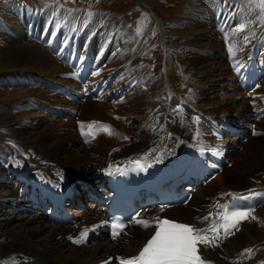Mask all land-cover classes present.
I'll use <instances>...</instances> for the list:
<instances>
[{
    "label": "bare ground",
    "instance_id": "1",
    "mask_svg": "<svg viewBox=\"0 0 264 264\" xmlns=\"http://www.w3.org/2000/svg\"><path fill=\"white\" fill-rule=\"evenodd\" d=\"M137 1L139 4L145 6L150 10V15L153 16V18L151 19L154 20L158 19L157 21H159L160 23L159 27L161 30L160 38L162 40V48L158 49L157 52L155 51L156 52L155 57L157 58L158 68L162 67V70L164 71V73H166L167 77L166 78L160 77V79L153 84L155 86L153 85L151 86L150 94L148 95L146 93V95L151 97L155 95L157 92L158 93L161 92L160 96L163 99V102H160L161 104L160 108L162 112H160L161 115H155L152 112H149L143 118L144 120L143 122L151 121L152 124L156 127L157 133L154 135V137L156 136V138L149 140L143 138L144 136L141 135V139H139L138 141H134V143L132 144V140L129 139H133L135 137V135L133 134L136 132L133 131L134 133L130 135L127 134L128 135L127 138L129 139L126 142L130 143V148H128L125 152H121L119 151L120 146L111 147L112 145L109 144V141L110 142L112 141L104 140V136H100V137L97 136L99 137V138L96 137L97 139L94 137L93 139H96V141L101 139L102 141L106 142L105 144L108 145L107 150L111 147L109 149L110 153L108 154V156H97L94 159L91 158L89 153L87 151H84L83 149V146H87L85 144L92 142L93 139H91L89 142L81 143L80 140L78 139L79 136L77 137L74 131L67 132L65 130L63 135L59 134L61 129H65L64 126L66 127L70 126V123L67 124L64 122L57 121V124L54 123V125L52 126L48 125L50 127L46 126L47 129L43 128L41 124V120L49 119L50 115H52L50 117L56 116V118H58L59 115L55 114L56 112L61 113L63 117L73 114L74 109L67 108L61 105L65 104V106H69V107L71 106L77 108V106L74 103L77 104L85 99H88V97L83 96L82 93H80L79 96H77L75 93L74 96L71 97H67L60 93H55L65 97L67 99L65 100L58 95H50V91L54 92L52 91L53 89L50 85H44V86L42 85L43 87L42 86L41 87L43 89L39 88L40 86L38 81L40 78H42V79H48L47 82H61V81L66 82L69 76V72L71 73L70 77L71 75L75 74V71L73 70V66L76 65V63L69 64L60 61L57 58V56L53 55V53L52 54L50 53L49 51L50 48L51 49L52 48L56 49V47L63 48L62 51L65 50V53L63 55L69 53V55L76 56L77 62L82 60V57L86 55V69L89 66H91V68L93 69L92 72L91 70L88 72L89 78L87 79L86 82H90L93 80L97 82L99 79H101V86L104 91L103 94L113 95V96L110 100H108L107 97L98 100L111 103L110 108L112 110L107 106L109 108L110 116L112 111L116 116L119 117V120H122L123 119L122 115L114 112L113 103H115V101L120 98H122L123 100V97L127 96L125 95V93L127 94L128 91L132 89V87L129 85L128 86L120 85V84L117 85L116 78L120 70H122L123 67H125L126 65L125 62L129 59L128 57L130 55L129 53L132 54L137 50L135 46L129 44L130 40H127V38L129 39V37H135V36L133 35L132 32H130L127 29L123 21L119 19L111 20V18H106L109 21L107 20L106 22L104 21L105 24H108L111 20L114 21L113 24L116 23L119 25L109 27L110 33L107 34V38H106L107 45L104 46L105 47L104 53L109 47L112 50L113 46H115V49L116 48L119 49L116 52H120V53H116L115 56H111V54H106L101 56L100 54H98L97 51V53L94 55V53L90 50L94 44H97V39L95 35H93L92 40L89 38L91 40L90 42L84 43L85 48L82 49L80 45L83 44L86 37H80L79 32L73 30H71V32L74 33V38L72 39L70 45H68V48H64L63 46H61V38H60L61 27H59L58 36L54 35L55 32L52 31L53 27L52 26L50 27L51 25L50 23L56 21L53 16L51 15L49 16V14L53 12L50 10L51 9L50 7H48V9H43L44 7L41 8L38 6H30V5H28V7H22L21 3H18V1H11V2L4 1L0 3V58L4 56V54H1L2 47L4 45L6 47L7 46L10 47V48L7 47L10 53L6 55L4 58L5 60L2 63H0V95H2V97L0 98V119H2L0 120V135L2 136L12 135L17 139V143L19 144L20 147L30 146V148H32L37 153V155L41 154L43 155L44 159H47V163L45 162L46 165L49 164V160L55 162L57 160L59 161L60 154H65L73 158V159L72 158L62 159L61 162L65 165H72L80 162L79 164L86 169H90L92 167V169L89 171L81 172L76 176L70 175L69 177L64 174L60 175L59 173H64L62 171L63 169L60 170V168H58L53 164H50V167H52L51 169H54L51 170L53 171V173L48 172L49 167H47L46 165L36 164V160L39 159H34L35 161H29V163L22 164L19 166L16 165L15 163V167L17 166V168H14L11 165L10 166L6 165V163L8 164L9 161L8 159L6 161L4 160V158L6 157L2 152L4 150L3 147L4 140H2L3 137L2 138L0 137V149H1L0 151V159H1L0 161V262L5 261L13 264H115L113 261L114 257H117V260H121V259L123 260L129 257L130 255H132L137 250L138 246L143 242V240L150 234L153 228V226L150 224H148V226L145 227L140 224L130 223V225L124 232H121L120 235L115 240H111L107 236H104V228L101 226L102 224L100 222H97L102 219L104 210H103V205L95 200L87 202L86 207L83 209L69 208L70 210L73 211L72 224L52 225L48 223V221L45 218V215L40 210L33 212V207L31 206V203L28 201V199L25 198V195L24 194L20 195V192L17 189H15L14 185L16 181L15 179H10V178L13 177V175L11 174L16 173L17 169L20 170L19 171L20 173L18 174L32 178H47V180L52 184L56 183L57 188L54 191L68 190L69 189L68 186L73 185L78 189V193L75 194V197H78L79 200H81V198L83 199V197L86 196V190L84 187H81V183L77 182L76 180L81 179L86 182L87 188H94L95 190H97L94 181L98 180L99 177L97 176L96 179L93 180V175L98 170H103L105 167L106 168L103 172L104 174H106L108 169L114 164L115 159H120L122 161L135 160L134 163L136 164L142 163L143 165H147V164H151L152 166L159 165L162 168L167 169V173L170 174L171 172H173V169L180 171L189 170L187 166V161L192 151L200 152V153H203L205 151V154L213 158L216 156L214 153L219 152L220 153L219 156H221L223 159L224 157L223 151L226 152V156L228 155L227 157L229 158L230 152L227 153L228 152L227 144L231 145L234 149L243 146L242 143L243 135L239 134L240 132H236L232 134L233 136L231 135L232 137L230 136L228 140L230 142H228L227 140H226L227 142L223 141L225 140L224 138L229 137L227 136L228 134H225V132H223L222 134L224 136L219 135L220 131L225 130L224 127L223 129L216 131L210 129L209 126L205 123V121L201 120V118L208 116L210 121L213 122L217 127L218 123L215 120L214 116L209 115L203 112L202 110H201V113H203L202 117H200L201 115L198 114L193 116L194 105L191 107L188 105V103H182L179 106L178 111L182 113L185 112L184 117H187V115H189L190 118L189 120L187 119L188 121H191L190 119L194 117L199 124L201 125L204 124L206 130L202 131L201 128L199 129L198 127H195L196 125L195 122L193 124V127H195L193 130L194 132H190V137L188 134L181 140V142L179 141L180 142L179 144H174L173 146L171 145L173 139L175 138V135L177 134V132H179V129L182 126L181 125L178 126L177 124L172 122L171 120H173V116L168 114V112L170 109H174L175 107H177L178 102H175L173 97H175L176 92H180L183 89H181V86L179 88L176 85H173L175 80L173 77L172 69H175L173 67H175L176 60L173 61L170 59L169 56L171 55L168 54L169 52H174L176 56L177 54H179L178 58L176 56L173 58H177L178 59L177 61L181 63L184 73L187 74L189 73L195 79L197 80L200 79V81L202 80L200 84L197 82V84L196 85L194 84V86L190 85L196 87L197 90L194 89V92H199V94L201 92V94L204 95L205 99L202 98L200 100L201 106L204 105L205 107H209L210 105V107H213L212 105L219 104L218 100L215 98L219 90L216 89L211 90L210 87H212V85L216 83V81L220 80L217 86H219L218 88L220 89L221 87H223V89L224 88L229 89V92H227L228 93L227 98L230 99V101L227 100H225L224 102L221 101L219 106L220 107L225 106L226 108H230L231 106H234L233 107L234 109H232L234 110L233 113L241 121L236 122L232 120V118H228V119L225 118V119L231 124L234 123L233 125H235L236 128L239 129H242L241 125H244L246 120L247 122L249 120L258 121L255 122L253 126L257 128L258 131L264 132V129H262L263 128L262 126L264 125V122L261 121L262 118L259 119V116L256 118L257 112L260 113L264 109L263 108L264 94H259V95L257 94V92H260L259 90H257L258 89L257 85L260 88L263 87L264 89V84H263L264 64H262L263 62L260 60L261 53H259V49H260L259 46L263 48L262 52L264 50V37L263 36L258 37V39L262 37L261 40L262 43L259 44L257 40V44L253 45L252 43L249 49L248 56H250L251 54L253 56V63L250 65V68L252 67V65H254L256 66L255 67L256 70L262 69L261 72L263 73L259 74L257 85H255L250 92L246 93L245 90L241 89L235 83L236 82L235 77L231 73V69H229L230 67L227 61V53L225 52L226 46L223 43L224 50L221 51L222 41L217 39V36L219 35V30H218L219 27L217 26L218 28L216 30L214 25L216 16H218L219 18L217 22L221 21L222 24L226 23L225 27L228 26L232 21L234 22L239 19V16H237V14L240 13V18L244 17L245 14H247L245 8L241 4L239 5L235 4L234 7L233 4H230L227 1L225 2L224 0H208L210 2H206L205 0H195L191 3V6L189 7L192 9V14L193 12H196L197 15L196 17L195 16L192 17V15H187V14L186 16L176 15L169 21V24L168 23L164 24V21H162L163 20L162 15L164 11L161 6L157 5L154 8H152L148 5L146 0H137ZM213 8L216 9V11H214ZM55 11L56 10H54V13H56ZM197 13H202L203 17L202 18L198 17L200 15H198ZM248 13L250 16H252V14L255 13V18L259 21L260 24L261 21H264V13L259 12L260 14H256V12L252 11L251 9L250 12ZM85 16L88 15L85 14ZM62 17L64 18L63 15ZM159 17H161V19H159ZM235 18L236 20H234ZM226 19L228 20L227 22ZM92 20L93 19L90 18L87 19L88 26L91 25ZM68 28L69 27H66V29ZM50 32L53 35V37L51 38L49 36ZM227 33H228L227 40L229 42V45H231L233 52L235 53V55L232 56V59H236L238 56L237 54H243V53H241V50L236 45L232 44L231 40L229 39L230 36H229L228 28H227ZM62 34H66L70 36L72 33L68 34L63 32ZM100 34L101 32H98L97 37L100 36ZM119 34L122 38V40H120L122 43V44L120 43L121 45L118 43V39H117ZM26 37L31 39V40L29 39L30 41L28 42L29 46L24 45L27 40L23 43ZM35 40L44 43L43 45L47 48V50L45 49V47H41L40 45L36 44ZM116 42L118 45H116ZM135 43L136 41L133 42V44ZM169 46L172 47L170 50H169ZM185 46H189L193 50L200 49L205 53V55L199 56L197 53L189 51L187 48H185ZM126 52L129 54L128 56ZM58 54L61 55L62 53L59 52ZM222 55L224 56V58ZM129 61L130 63L133 61L135 62L136 54H134L133 59H130L127 62ZM104 63H110L112 66H116V67L108 68L106 71H104V65H103ZM63 64L67 66V68L64 67ZM100 65H101V73L99 75H101V77L99 78L93 77L92 73L96 72V70L97 71L100 70ZM261 65H263V67H260ZM176 70L177 69H175V71ZM178 70L180 69L178 68ZM64 71L68 73H64ZM11 72H13L14 74ZM122 72H120L119 76H122ZM136 72L137 70L135 68V71H133L132 73L130 74L128 72L127 73L133 79L132 76ZM10 73L13 75H11ZM175 73L176 72H174V74ZM15 75L23 77L22 79L24 81L27 82L29 81L31 83L27 84L22 79H20V77L17 78ZM28 75L32 77H29ZM139 77L141 78L142 76L139 75ZM9 79H13V80L9 81ZM73 80L75 81V79ZM33 81L34 84H32ZM121 81L122 78L120 82ZM170 81L172 82V85H170L171 84ZM128 82H125L124 84ZM144 83L147 84L146 81ZM87 84H85L84 87ZM190 86H188V88H190ZM182 87H184V85ZM237 87H239V90H237ZM207 90L208 92H210V95L206 94ZM118 93H120V95H118ZM131 93H128V96L129 94L130 96L128 97L127 103L125 102L126 104H121L119 105V107L122 111L124 110L125 114L129 115L132 118H134V116L141 117L143 115V110L145 108L151 107V105L149 104L151 101L149 102V99L147 97L142 96L143 94L140 90H137L136 92L134 90V93L133 94ZM246 95L250 97V100L249 99L246 100L247 102L245 100H241L240 102L233 101L235 97H239V96L245 97ZM35 96L42 98L41 100L52 99L55 103L60 104L62 109L55 108L49 105L48 107L32 106L33 109H31L29 107L31 105L30 103L37 102L36 100H34ZM259 99H261L262 101L259 102ZM92 100H96V99H92ZM256 101H258V104L254 105V102ZM251 102L253 103L251 104ZM24 103L27 104L26 105L27 110H20V109H24L25 107ZM38 103H40V101ZM153 107L154 105L152 106V108ZM88 110L86 111V114H90ZM2 112H4L5 114H3ZM182 113H179V115L180 114L182 115ZM163 114H165V116H163ZM176 114L178 115L177 112ZM262 115H264V111L262 112ZM254 118L256 119L254 120ZM125 119L126 118H124V120ZM104 120H108V119L104 118ZM244 120L245 122H243ZM3 121L4 123H2ZM80 121H82L83 123L86 122V120L83 119H79V123ZM135 122H137L138 125V121ZM106 124H108V122ZM145 124L143 126L145 129L143 130H146ZM105 126L107 127V125ZM116 129L117 128H115V126L112 123L111 126H108L110 135H113ZM154 131L155 129H153V132ZM127 132H129V129ZM147 132L150 133L151 131L147 130ZM67 133H69L70 135L68 136ZM136 135H138V133ZM196 135H198L202 140V146L199 149H196L194 147L192 149L190 148L182 149L184 146L188 145L186 142L193 140L196 137ZM247 135L248 137L251 136L249 135V133ZM60 137L62 141L68 139L67 142H69L72 145L70 146L61 145L57 140ZM127 147L129 146L126 145V148ZM247 147L248 146L246 145L243 147L242 153L239 155V158L236 159L235 161V165H237L238 167L240 165L241 170L240 169L237 170L236 168L233 170L231 169L229 170L227 168L223 169L222 166L220 171L218 170L217 173L215 174L216 176L219 173L216 176V178L213 180L212 178H210L211 181L210 180H209L210 182L207 181L206 182L207 184L205 183L206 184L205 186L201 184L198 185L199 178L192 179L188 175H182L181 177L175 179L174 184L179 186L181 190H185L188 193H190L188 200L185 203L179 204L177 206H173L172 208L158 209V211L162 212L161 214H163L164 216L167 215L173 219H178L184 222H196L197 225L200 226L202 225L203 221L198 220V218L200 216H204L205 214L212 212L214 203L218 199L224 198L221 197L220 194H225L224 192L228 190H232L233 192H236L245 189L243 190L244 193L245 192L252 193L257 191V193L260 194V197L257 200V204L255 208L250 211L252 214L249 216L247 220H243L242 223L236 228V230L234 229V232L233 233L231 232L232 234H229L228 236L231 237V235H233L234 233L236 234L237 231L240 232V235H236L234 238H230V239L229 237L225 238L224 240L221 239V242L214 246L213 245L206 246L200 244L201 251L202 254H204V257L213 259L222 264H261V262H264V241H262L259 244H254L248 248H243L244 246H246L247 243H250L252 241L258 242L260 240H264V228L261 225L260 228L255 226L258 223H264V179L258 180L255 183L250 182L245 186L243 185L240 186L241 183L239 184V181L241 180L240 174L242 173V170L246 174L253 176L255 172L261 169V167H259L261 166L259 165V163L253 166L246 165L247 164L246 160L249 158L250 154L252 153L248 151L249 149H247ZM99 149L103 150L105 149V146H101L99 147ZM170 150H171V154H168ZM172 150H175V152L173 153ZM179 150L181 151L184 150L186 151V153L184 155H179ZM255 152L259 156L260 153L259 146L255 147ZM187 154H189V156H187ZM6 155H11L13 160V155H15V153L10 152L9 149H6ZM92 161L94 162V165ZM206 164L209 163L207 162ZM97 165H99L100 167L99 168L94 167ZM11 167L14 168L15 171L9 174L10 172H7V170L10 169ZM207 168L208 167L206 166L204 167V169ZM87 175H90V177L89 178L86 177L87 179L81 178ZM231 180L233 181L237 180L238 183L231 184ZM190 181H192V183H184ZM11 183H13V185H11ZM223 189L225 190L224 192L216 194L219 190H223ZM73 202L76 203L75 200H73ZM65 203H68V201H66ZM261 204L263 205L260 206ZM18 205L25 206L26 208L22 209L21 212L19 213L17 212L18 215L16 217L19 221L18 222L15 221L16 223L11 225L12 224L11 219L14 217V212H15L14 210H17L15 208ZM171 209H173L172 214H171L172 212ZM153 213L154 210L148 209L147 211L142 212L141 216L144 218L145 221H148L147 216ZM258 214H260V216ZM253 215L256 216V217L254 216L255 219H253ZM95 222L99 226H95L94 225ZM32 224L35 226H30ZM81 225L87 226L90 229L88 230V232L91 231V235L95 231H98L99 234L98 236L100 238L89 242L87 241L86 243L82 241L80 245H76L72 243L69 240L70 235L68 234L75 235L79 233ZM18 226L19 229H16L15 227ZM40 234L42 235L39 236ZM58 235L61 236L60 239L57 238ZM90 236L88 238H90ZM239 237H242L241 240L236 242L237 238L240 239ZM231 239L233 242H230ZM226 243L227 246H225ZM246 249H252V252L250 253L245 252ZM254 251H256L255 253L256 256L250 257L253 256Z\"/></svg>",
    "mask_w": 264,
    "mask_h": 264
},
{
    "label": "rangeland",
    "instance_id": "2",
    "mask_svg": "<svg viewBox=\"0 0 264 264\" xmlns=\"http://www.w3.org/2000/svg\"><path fill=\"white\" fill-rule=\"evenodd\" d=\"M4 1H9V2H11V1H18V3H21V6L22 7H28V5H30V6H38V7H44L43 9H48V7H50L51 9V11H53L52 13L54 14H52V13H50L49 14V16L51 15V16H53L54 18H55V22H51L50 24V27L52 26L53 27V29H52V31H54L55 32V34L54 35H56V36H58L59 34H58V32H59V27H61V31H60V38H61V46H63L64 48H67L68 47V45H70V43H71V41H72V39L74 38V33L73 32H71V30H73V31H77V32H79V35H80V37H86V39H85V41L83 42V44L82 45H85L84 43L85 42H90L91 40H92V38H93V35H95V37H96V39H97V44H94L92 47H91V50L90 51H92L93 53H94V55L97 53V51H98V54H100L101 56L102 55H106V54H111V56H115V54L116 53H120V52H116L117 50H119V49H115V46H113V49L111 50L110 49V47L106 50V52L104 53V49H105V45H107V34L108 33H110V30H109V27H113V26H115V25H119V24H116V23H114L113 24V22L114 21H111V20H113V19H119V20H121V21H123L124 23H125V26L127 27V29L130 31V32H132L133 33V35L135 36V37H129V39L127 38V40H130L129 41V44H131V45H133V46H135V48L137 49L135 52H133L132 54L131 53H127V56L129 57V59L128 60H130V59H133L134 58V54H136V61L134 62H131L130 63V61L129 62H125L126 63V65H125V67H123V69L122 68H119V69H122V70H120V72H122V76H119V74H120V72H119V74H118V76H117V78H116V83H117V85H129V86H131L132 87V89L130 90L131 92H132V90H133V92L131 93L130 91H128V93H131V94H133L134 93V90H135V92L137 91V90H140L141 92H142V96H145V97H147L148 99H149V104L151 105V107H148V108H145L144 110H143V115L140 117V116H138V117H136V116H134V118H132V117H130L129 115H127V114H125L124 113V110L122 111L121 109H120V107H119V105H121V104H126L127 103V101H128V97L130 96V94H129V96H128V93L126 94L125 93V95H127V96H125V97H123V100H122V98H120V99H117L116 101H115V103H113L114 105H113V108H114V112L115 113H119V114H121L122 115V120H119V117L118 116H116L112 111H111V116H110V114H109V108H110V104L111 103H108V102H106V101H101V100H98V99H96V100H92V98H88V99H85V100H83V101H81V102H79V103H74L76 106H77V108H74V107H69V106H65V104L64 105H61V106H64V107H67V108H72V109H74V113L73 114H71V115H69V116H65V117H63V115L61 114V115H59V119L58 118H56V116L55 115H53V116H55V117H50V116H52V115H50L49 116V119H43V120H41V124H42V127L43 128H45V129H47L46 128V126H48V125H50V126H52V125H54V123H56L57 124V121L58 122H64V123H70V126H64L65 127V129H61V131L59 132V134L60 135H63L64 134V132H65V130L67 131V132H72V131H74L75 132V134L77 135V137L79 136L78 134H79V131L80 130H82V129H85L86 127V125L87 124H90L92 121H95V120H102V121H104V118H107L108 120H105L106 121V123L108 122V124H106L107 125V127L105 126V127H103V128H101L99 131H98V133L96 134V136H95V138L97 137V136H104V140H111L112 142H113V144H112V142H110L109 141V144L110 145H112L111 147H113V146H120V149H119V151H121V152H125L128 148H130V143H128V142H126V141H128V139L129 138H127V136L128 135H130V134H132V133H134V132H136V133H134L133 135H135V137L133 138V139H129V140H132V144L134 143V141H138L139 139H141V135H143L144 137L143 138H145V139H149V140H152L153 138H156V136L154 137V135L157 133V129H156V127L152 124V122L151 121H145V122H143L144 120H143V118L149 113V112H152L153 114H155V115H161L160 114V112H162L161 111V104H160V102H163V99L161 98V92H157L156 94H157V96H156V94L155 95H153V96H151V97H149V96H147L146 95V93L149 95L150 94V91H151V86L157 81V80H159L160 79V77H164V78H166L167 77V75H166V73H164V71L162 70V67H159L158 68V62H157V58L155 57V55H156V52L158 51V49H161L162 48V40H161V38H160V34H161V30H160V23H159V21H157L158 19H156V20H154V19H151V18H153V16H151L150 15V10L148 9V8H146L145 6H142L141 4H139L138 3V1L137 0H0V3L1 2H4ZM147 1V3H148V5L150 6V7H152V8H154L155 6H157V5H159V6H161L162 8H163V11H164V13H163V15H162V21H164V24H169V21L173 18V17H175L176 15H185L186 16V14L187 15H192V17H196L197 15H196V12H193V14H192V9L189 7V6H191V3L193 2V1H195V0H146ZM206 2H210V1H208V0H205ZM225 2L227 1L228 3H230V4H233L234 5V7H235V4L236 5H239V4H241L244 8H245V10H246V13L247 14H245V16L244 17H241L240 18V13L239 14H237V16H239V19L237 20V21H232L228 26H226L225 27V29L227 30V28H228V31H229V39L231 40V42H232V44L233 45H236L240 50H241V53H243V52H245L246 50H249L250 49V47H251V45H252V43L255 41V40H258V42H259V44L260 43H262V37L261 38H259L258 39V37H260V36H263L264 37V21H261V24L259 23V21L255 18V13H253L252 14V16H250L249 15V13L248 12H250V9L252 10V11H255L256 12V14H260V13H264V0H224ZM220 3V2H219ZM24 5H26V6H24ZM209 5V4H208ZM219 5V4H218ZM217 5V6H218ZM251 7V8H249V7ZM211 7V6H210ZM54 10H56L55 12L56 13H54ZM213 10L214 11H216V9H214L213 8ZM242 11V10H241ZM258 11V12H257ZM187 12V13H186ZM260 12V13H259ZM86 15H88V16H85V14ZM235 13H238V12H235ZM235 13H233V14H235ZM241 13H243V12H241ZM198 15H200V16H198V17H200V18H202L203 17V15H202V13H197ZM62 15L64 16V18L62 17ZM70 15H72V16H70ZM247 15V16H246ZM214 17H215V15H214ZM88 18H90V19H93L92 20V23H91V25H87V19ZM106 18H111V20H110V22L108 23V24H105V22H106V20L107 21H109L108 19H106ZM245 18V19H244ZM159 19H161V17H159ZM153 20V21H152ZM166 20V21H165ZM234 20H236V18L234 19ZM105 21V22H104ZM152 22H153V25H152ZM166 22V23H165ZM214 25H215V28H216V30H217V24H216V19H215V21H214ZM55 24V25H54ZM258 24V25H257ZM171 25V24H170ZM174 25H175V23H174ZM49 26V25H48ZM125 26H123V27H125ZM66 27H69L68 29H66ZM175 27H176V25H175ZM235 27V28H234ZM5 28V27H4ZM82 28H84V29H82ZM82 29V30H81ZM231 29V30H230ZM63 32H65V33H68V34H70V33H72L70 36H68V35H66V34H62ZM98 32H101V34H100V36H98L97 37V33ZM235 32H236V34H235ZM104 34V35H103ZM257 34H259V35H257ZM13 35V34H12ZM89 35V36H88ZM50 38L51 37H53V35L51 34V32H50ZM88 37V38H87ZM244 37H248V39H247V41H245V39H244ZM67 38V39H66ZM69 38V39H68ZM91 40H90V39ZM30 38H28V37H26V39L23 41V43L25 42V44L24 45H26V46H29V41L31 40H29ZM87 39H89V40H87ZM117 39H118V43L120 44L121 43V41L120 40H122V38H121V36H120V34L118 35V37H117ZM217 39H219V40H221L222 41V45H221V51L222 50H224V45H223V41H224V39L222 40V37H220L219 35L217 36ZM21 41V40H20ZM136 41V43L135 44H133V42H135ZM35 42H36V44H38V45H40L41 47H45L43 44L44 43H41V42H39V41H36L35 40ZM106 42V43H105ZM31 44V43H30ZM110 44V43H109ZM122 44V43H121ZM120 44V45H121ZM32 45V44H31ZM82 45H80V46H82ZM102 45V46H101ZM116 45H118L117 44V42H116ZM4 47H6L5 45L2 47V50H1V54H4V56H2L0 59V63H2L5 59V56L6 55H8L10 52L8 51L9 49L8 48H10L9 46H7L6 48H4ZM101 48V49H100ZM172 47H170L169 46V50L171 49ZM185 48H187L189 51H191V52H195V53H197L199 56H204L205 55V53L202 51V50H198V49H195V50H193L191 47H189V46H185ZM259 48H260V46H259ZM45 49L47 50V48L45 47ZM100 49V50H99ZM55 50L57 51V49H49V51H50V53L52 54L53 53V55L55 54ZM174 50V49H173ZM193 50V51H192ZM48 51V52H49ZM111 51H113V52H111ZM115 51V52H114ZM156 51V52H155ZM139 52V53H138ZM168 54H170L171 56H169L170 57V59L171 60H173V61H175V67H173V68H175V69H177L176 71H175V69H172V73H173V77H174V83H173V85H176L177 87H179L180 88V86H181V89H183V90H181L180 92H176L175 93V97H173V99L175 100V102H178V104H177V107H175L174 109H170L169 110V112H168V114H170V115H172L173 116V120H171L172 122H174L175 124H177L178 126H182V127H180V129H179V132H177V134L175 135V138L173 139V142H172V146L174 145V144H179L180 142H181V140L186 136V135H188L189 134V137H190V132H194L193 131V129L195 128V127H198L199 129L201 128V130L202 131H205L206 130V128H205V126H204V124L203 125H201V124H199L196 120H195V118L194 117H192V119H190L191 121H188L189 120V118H190V116L189 115H187V117H184L185 116V112H179L178 110V108H179V106L182 104V103H188V105L189 106H193V109H194V113L196 112H200L201 110L203 111V112H205V113H207V114H209V115H211V114H213V115H217V117L220 119L221 117L222 118H232V120H234V121H236V122H239V121H241L240 119H238L237 118V116L233 113V111L234 110H232V109H234L233 107L234 106H231L230 108H226L225 106H223V107H220L219 106V104H220V102L222 101V102H224L225 100H227V101H230V99H228L227 98V92H229V89H226V88H224L223 89V87H221V89L220 88H218L219 86H217V84L220 82V80H218V81H216V83H214L213 85H212V87H210L211 88V90H213V89H216V90H219V92H217V95L215 96V98L218 100V103L219 104H214V105H212L213 107H210V105H209V107H205L204 105V107L203 106H201V104H200V100L203 98V99H205V97H204V95H202L201 94V92H200V94H199V92H194V89H196V87H193L194 86V84L196 85L197 84V82L200 84L201 82H202V80L200 81V79H195L192 75H190L189 73V75L187 74V73H184L183 72V68H182V65H181V63H179L177 60V58H178V56H179V54H177V56L175 55V53L174 52H169ZM202 54V55H201ZM177 57V58H173V57ZM223 56V55H222ZM223 58H224V56H223ZM58 61V60H57ZM156 62V63H155ZM144 64V65H143ZM178 64V65H177ZM104 65V71H106L108 68H114V67H116V66H112L110 63H104L103 64ZM128 65V66H127ZM131 65V66H130ZM177 65V66H176ZM63 66L64 67H66L67 68V66H65L64 64H63ZM117 66H119V65H117ZM128 67V68H127ZM130 67H131V69H130ZM127 68V69H126ZM133 68V69H132ZM135 68H136V70H137V74L135 75H133L132 77H133V79L129 76V74L130 73H132L133 71H135ZM178 68L181 70V72H180V70H178ZM129 69V70H128ZM160 69H161V71H160ZM230 69V68H229ZM89 70H91V72H92V68L91 67H89V69H88V72H89ZM148 70H149V72H148ZM160 72H159V71ZM140 71V72H139ZM96 72H98L99 74L101 73V65H100V70H96ZM129 74H128V73ZM174 72H176L175 74H174ZM11 73H13V72H11ZM10 73V74H11ZM64 73H68V72H65L64 71ZM63 73V74H64ZM158 74V76H157V74ZM14 74V73H13ZM13 74H11V75H13ZM23 74H25V73H23ZM70 72H69V76H68V79H67V83H71V82H74V83H71L73 86H76V88H77V94L78 95H80V89H79V86L77 87V85H78V80L74 77L75 76V74H73V75H71V77H70ZM93 75V77H97V78H99V77H101V75ZM128 74V75H127ZM179 74V75H178ZM187 74V75H186ZM127 75V76H126ZM139 75L140 76H142L143 77V79H142V77L140 78L139 77ZM151 75V76H150ZM160 75V76H159ZM175 75V76H174ZM178 75V76H177ZM184 75V76H183ZM16 76V75H15ZM29 76V75H28ZM125 76V77H124ZM186 76V77H185ZM17 78L18 77H20V76H16ZM29 77H32V76H29ZM137 77V78H136ZM180 77V78H179ZM182 77V78H181ZM186 79H185V78ZM188 77V78H187ZM23 77H20V79H22ZM70 78H72V79H70ZM121 78H122V81L120 82V80H121ZM126 78V79H125ZM130 80H129V79ZM184 78V79H183ZM14 79V78H13ZM13 79H9V81H12ZM37 79V78H36ZM73 79H75V81L73 80ZM142 80V82H141V80ZM177 79V80H176ZM181 79V80H180ZM23 80V79H22ZM31 80V79H30ZM46 80H48V79H42V78H40L39 79V81H38V83H39V88H41V89H43L42 87H41V85L40 84H43V82H45ZM140 80V81H139ZM153 80V81H152ZM183 80V81H182ZM186 82H185V81ZM189 80V81H188ZM24 81V80H23ZM93 81H95V80H93ZM118 81V82H117ZM130 83H129V82ZM135 81V82H134ZM146 81L147 82V84L146 83H144V82ZM191 81V82H190ZM25 83H31V82H27V81H24ZM42 82V83H41ZM61 82H65V81H61ZM123 82V83H122ZM125 82H128V83H126V84H124ZM138 84H137V83ZM171 82V81H170ZM181 82V83H180ZM235 82V81H234ZM143 83V84H142ZM177 83H180V84H177ZM236 83V82H235ZM32 84H34V81L32 82ZM146 86H145V85ZM149 84V85H148ZM237 84V83H236ZM263 84H264V81H263ZM135 85V86H134ZM144 87H143V86ZM149 87H148V86ZM170 85H172V82H171V84ZM184 85V87H182ZM190 85H193V86H190ZM238 85V84H237ZM113 86H116V85H113ZM139 86H141V87H139ZM153 86H155V85H153ZM188 86H190V88H188ZM239 86V85H238ZM137 87H138V89H137ZM148 87V88H147ZM216 87V88H215ZM210 88H208V89H210ZM260 87H258V89L257 90H259L260 92H262V93H264V89H263V87L262 88H260ZM189 89V90H188ZM197 90V89H196ZM237 90H239V87H237ZM183 92V93H182ZM55 93H57V92H51L50 91V95H58V96H60L61 98H63V99H65V100H67L65 97H63V96H61V95H59V94H55ZM197 93V94H196ZM219 93V94H218ZM145 94V95H144ZM207 95H210V92H208V90H207V93H206ZM191 95V96H190ZM222 96V97H221ZM2 97V95H0V98ZM127 98V99H126ZM150 98H152V99H150ZM154 98V99H153ZM181 98V99H180ZM210 98V97H209ZM42 98H39L38 96H35L34 97V100H36L37 101V104H38V102L40 101V103L42 102V103H45V104H48V105H51V104H54V105H56L55 106V108H60V109H62V107L60 106V104H57V103H55L52 99L51 100H48V99H45V100H41ZM125 99V100H124ZM221 99V100H220ZM248 98H247V95L245 96V97H242V96H239V97H235L234 98V100L233 101H235V102H240L241 100H247ZM108 100H110V99H108ZM119 100V101H118ZM153 100V101H152ZM160 100V101H159ZM44 101V102H43ZM87 101V102H86ZM73 102V101H72ZM126 102V103H125ZM247 102V101H246ZM63 103V102H62ZM85 103V104H84ZM87 103V104H86ZM104 103V104H103ZM152 103V104H151ZM154 103V104H153ZM25 105V107H24V109H20V110H27V107H26V103H24ZM31 105L29 106L31 109H33L32 108V106H36L35 105V102L34 103H30ZM94 104V105H93ZM248 104V103H247ZM154 105V107L152 108V106ZM81 106V107H80ZM107 108H106V107ZM222 106V105H221ZM229 106V105H228ZM86 107V108H85ZM94 107V108H93ZM98 107V108H97ZM159 107V108H158ZM196 107V108H195ZM85 108V109H84ZM97 108V109H96ZM101 108H102V110H101ZM118 108V109H117ZM89 109V110H88ZM108 109V110H107ZM111 109V108H110ZM150 109V110H149ZM216 109V110H215ZM88 110V112H90V114H86V111ZM95 110H97V111H95ZM112 110V109H111ZM118 110V111H117ZM225 110H227V111H225ZM95 111V112H94ZM174 111V112H173ZM84 112V113H83ZM101 112V113H100ZM122 112V113H121ZM176 112L178 113V115H179V113H182V117L179 115H177L176 114ZM3 114H5L4 112H2ZM48 113V112H47ZM128 113V112H127ZM172 113V114H171ZM192 113H193V110H192ZM93 114V115H92ZM97 114V115H96ZM174 114V115H173ZM176 114V115H175ZM95 115H96V117H95ZM101 115V116H100ZM194 115H196V114H194ZM193 115V116H194ZM212 115V116H213ZM98 116V117H97ZM124 116V117H123ZM126 116V117H125ZM163 116H165V114H163ZM176 119H175V118ZM243 117H245V116H243ZM102 118V119H101ZM124 118H126L125 120H124ZM79 119H83V120H86V122L85 123H83L82 121H80V123H79ZM139 119V120H138ZM187 122H185L184 120ZM188 119V120H187ZM0 120H2V119H0ZM142 120V121H141ZM178 120V121H177ZM201 120H203V119H201ZM78 121V122H77ZM121 121H123V122H121ZM135 121H138V125H137V122H135ZM204 121V120H203ZM250 121V120H249ZM247 122V120H246V122H245V120L243 121V122H245V124L242 126V127H245L246 129H244V131H245V133H244V131H243V138H242V143H243V146H241V147H238V148H236V149H234L231 145H229V144H227L228 145V152L227 153H229V158L226 156V152H225V162L222 164V166H223V169H231V170H233V169H237V170H239L240 169V165H239V167L237 166V165H235V161H236V159H238L239 158V155L242 153V151H243V147L246 145V146H248L247 147V149H249L248 151L249 152H252L251 154H250V156H249V158L246 160V165H249V166H253V165H256V164H258L259 163V165H261V166H259V167H261V169H259V171H257V172H255L254 173V175L253 176H250V175H248V174H246L245 172H243V170H242V173L240 174L241 175V180L239 181V184H240V186H245V185H247L248 183H250V182H257L258 180H263L264 179V132H260V131H258L257 129V131L256 132H254V133H250V128L252 127L251 126V122ZM7 122V121H6ZM179 124H178V123ZM196 122V125H195V127H193V124ZM256 122H258V121H256ZM2 123H4V121L2 122ZM1 123V124H2ZM111 123L115 126V128H117L116 130H115V132L113 133V135H110V131L108 130V126H111ZM127 123V124H126ZM146 123V124H145ZM184 123V124H183ZM186 123V124H185ZM190 123V124H189ZM125 124V125H124ZM143 124V125H142ZM144 124H145V127H146V130H143V129H145L143 126H144ZM79 125H80V127H79ZM198 125V126H197ZM250 125V126H249ZM50 126H48V127H50ZM63 126V125H62ZM125 126V127H124ZM129 127V128H128ZM130 127H133V128H130ZM135 127V128H134ZM139 127V128H138ZM154 127V128H153ZM185 127V128H184ZM263 128L262 129H264V125L262 126ZM40 128V127H39ZM43 128H41V129H43ZM121 128V129H120ZM126 128V129H125ZM148 128V129H147ZM203 128V129H202ZM104 129V130H103ZM125 129V130H124ZM128 129H129V132H127L128 131ZM135 129V130H134ZM139 129V130H138ZM150 129V130H149ZM153 129H155V131L153 132ZM192 129V130H191ZM102 130V131H101ZM123 130V131H122ZM142 130V131H141ZM147 130L148 131H151L150 133L149 132H147ZM134 131V132H133ZM139 131V132H138ZM145 133H144V132ZM121 132V133H120ZM143 132V133H142ZM184 132V133H183ZM123 133V134H122ZM138 133V135H136ZM148 133V134H147ZM179 133H180V135H179ZM249 133V135H251V136H249L248 137V134ZM263 133V134H262ZM8 134V133H7ZM128 134V135H127ZM182 134V135H181ZM67 135L69 136L70 134L69 133H67ZM149 135V136H148ZM119 136V137H118ZM137 136V137H136ZM140 136V137H139ZM223 136V135H222ZM227 136H229V137H227V138H224L225 140H223V141H225V142H227L228 140H229V138H230V136L231 135H227ZM233 136V135H232ZM231 136V137H232ZM0 137L2 138V140H4V150L2 151L3 152V154L6 156L5 158H4V160L6 161L7 159H8V164L6 163V165H11L12 167H14V168H17V166L15 167V163H16V165H22V164H27V163H29V161H35L34 159H39V160H36V164H39V165H46V163H47V159H44L43 158V155H37V153L32 149V148H30V146H23V147H20L19 146V144L17 143V139L15 138V137H13L12 135H9V136H2V135H0ZM99 137H97V138H99ZM96 138V139H97ZM119 138H121V139H119ZM125 138V139H124ZM78 139L80 140V142L82 143V142H84V141H82L79 137H78ZM96 139H93L92 140V142H89V143H87V144H85V145H87V146H83V149H84V151H87L88 153H89V155H90V157L91 158H95V157H97V156H108V154L110 153L109 152V149L111 148H109L108 150H107V146L108 145H106L105 143L106 142H104V141H102L101 139H99L98 141H96ZM178 139H180V140H178ZM58 140V142L61 144V145H72V144H70L69 142H67L68 141V139H66V140H61V137L60 138H58L57 139ZM177 140V141H176ZM227 140V141H226ZM119 141H121V142H119ZM157 141V140H156ZM180 141V142H179ZM116 142V143H115ZM119 142V143H118ZM123 142H125V143H123ZM228 142H230V141H228ZM63 143V144H62ZM108 143V142H107ZM123 143V144H122ZM128 143V144H127ZM89 144V145H88ZM83 145V144H82ZM126 145L127 146H129V147H127L126 148ZM158 145V144H157ZM250 145V146H249ZM101 146H105V149H103V150H101V149H99V147H101ZM256 146H259V149H260V153H259V156H258V154L255 152V147ZM262 146V147H261ZM73 147H75V146H73ZM131 147H132V145H131ZM231 147V148H230ZM250 147H252V148H250ZM187 148H189V146H186V148L185 149H187ZM6 149H9V151L10 152H14L15 153V155H13V160H15V161H13L12 160V156L11 155H6ZM116 149V148H115ZM233 149V150H232ZM95 150V151H94ZM96 150H99V151H96ZM106 150H107V152H106ZM182 150V149H181ZM181 150H179V155H184L185 153H186V151H181ZM0 151H1V149H0ZM118 151V152H119ZM96 152H98V153H96ZM172 152L174 153L175 152V150H172ZM69 159V158H72V157H69L68 155H65V154H60V158H59V161L57 160L56 162L55 161H50L49 160V164L48 165H46L47 167H49V170H48V172H51V173H53V171H51V170H54V169H51L52 167H50V164H53V165H55V166H57L58 168H60V170H62L64 173H59L60 175L61 174H64V175H66V176H73V175H77V174H79V173H81V172H84V171H89V170H91L92 169V167L90 168V169H86V168H84L82 165H80L79 163L80 162H78V163H76V164H72V165H65V164H63L61 161H62V159ZM228 158V159H227ZM261 158H263V159H261ZM40 159H42V160H40ZM73 159V158H72ZM23 160H26V161H23ZM229 160V161H228ZM0 161H1V159H0ZM17 161H19V164H17ZM13 162V163H12ZM24 162V163H23ZM46 162V163H45ZM239 162V161H238ZM248 162H249V164H248ZM10 163V164H9ZM69 163H72V162H69ZM92 163H93V165H94V162L92 161ZM79 165H80V167H79ZM10 168V169H8L7 170V172H10L9 174H11V173H13L14 171H15V169L14 168ZM94 167H96V168H99L100 166L99 165H97V166H94ZM80 168V169H79ZM17 170H19V169H17ZM219 171H220V169H218ZM217 170V171H218ZM241 170V169H240ZM34 171H36V170H34ZM75 171V172H74ZM217 171L215 172V174L217 173ZM77 172V173H76ZM66 173H68V174H66ZM97 173V172H96ZM17 174V173H16ZM219 174V173H218ZM217 174V175H218ZM12 175V174H11ZM216 175V176H217ZM216 176H212L211 178H212V180L213 179H215L216 178ZM89 178L90 177V175H87V176H83V177H81L82 179H87V178ZM3 178V177H2ZM10 179H15V177L13 176L12 178H10ZM92 180V179H91ZM210 180V178H208V179H206V180H203L200 184L201 185H206L207 183V181H209ZM211 181V180H210ZM209 181V182H210ZM208 182V183H209ZM206 183V184H205ZM236 183H238L237 182V180H231V184H236ZM11 185H13V183H11ZM239 186V185H238ZM203 187V186H202ZM3 188V187H2ZM217 189H219V188H217ZM4 190V189H3ZM243 190H245V189H243ZM225 190L223 189V190H219L216 194H219V193H221V192H224ZM224 193H226V191L224 192ZM224 194H220V196H223ZM82 200V201H81ZM81 200H79V201H81L80 202V204L78 205V207L79 208H81V209H83V208H85L86 207V203L87 202H89V200L87 199V197H84L83 199L81 198ZM263 204H261L260 206H262ZM14 210V209H13ZM172 210V212H171V214L173 213V209H171ZM15 212H14V217L11 219V221H12V224L11 225H13L14 223H16V222H18L19 220L17 219V215H18V213L19 212H21V210H14ZM36 211H38V210H36V209H34L33 208V212H36ZM18 212V213H17ZM71 212H72V210H71ZM259 216H260V214H258ZM255 215H253V217H254ZM256 217V216H255ZM15 218V219H14ZM16 221V222H15ZM49 223V222H48ZM53 225V224H52ZM57 225V224H56ZM264 228V223H258L257 225H255V226H257L258 228H260L261 226ZM30 226H35V225H30ZM16 229H19V226L18 227H15ZM241 228V227H240ZM238 230V229H237ZM234 232V231H233ZM232 232V233H233ZM231 233V234H232ZM235 234V233H234ZM231 235V237H229V239L230 238H234L236 235H240V232H238L237 231V233L235 234V235ZM42 234H40L39 236H41ZM242 235H243V233H242ZM238 237V236H237ZM57 238L58 239H60L61 238V236L60 235H58L57 236ZM240 239H236V242H238L239 240H241V238L242 237H239ZM228 239V240H229ZM92 241V240H91ZM262 241H264V240H260V241H258V242H254V241H252V242H250V243H247L246 244V246H244L243 248H248V247H250V246H252V245H254V244H259V243H261ZM228 242V241H227ZM230 242H233L232 241V239H231V241ZM236 242H234V243H236ZM225 246H227V243L225 244ZM243 248H241V249H243ZM240 249V250H241ZM236 253H238V252H236ZM256 251H254L253 252V256H250V257H255L256 256ZM235 254V253H234Z\"/></svg>",
    "mask_w": 264,
    "mask_h": 264
},
{
    "label": "snow or ice",
    "instance_id": "3",
    "mask_svg": "<svg viewBox=\"0 0 264 264\" xmlns=\"http://www.w3.org/2000/svg\"><path fill=\"white\" fill-rule=\"evenodd\" d=\"M244 39L247 41L248 37H244ZM229 53L230 57L235 55L231 49ZM233 67L239 71V67L236 64ZM98 74V72L92 73V75ZM257 87L259 86L257 85ZM214 154L220 155L219 152ZM17 164H19V161H17ZM212 167H216V165L213 164ZM234 199L237 198L234 197ZM239 199H244V197H239ZM216 207L218 210H222L218 211L219 221H222V223L213 224L208 229H194L187 224L167 219L159 221L154 235L147 241L139 255L133 257L130 261H122L121 264H205L202 256L198 254V244L206 246L213 244V239L210 238L209 233L216 237L218 227H222L225 235H228L231 229L236 228L239 223L247 220L251 215L250 210H237L235 205L232 206V210H229V205L227 204H217ZM202 219L207 220L208 217H203ZM253 219L255 218L253 217ZM135 223L145 227L149 224L145 220H135ZM124 227L125 224L123 222H113L111 224L112 239H116L119 235L116 229L123 230ZM73 242L79 244L82 241L76 239ZM245 252L250 253L252 249H246ZM261 264H264V262H261Z\"/></svg>",
    "mask_w": 264,
    "mask_h": 264
},
{
    "label": "built area",
    "instance_id": "4",
    "mask_svg": "<svg viewBox=\"0 0 264 264\" xmlns=\"http://www.w3.org/2000/svg\"><path fill=\"white\" fill-rule=\"evenodd\" d=\"M223 43H224V45L226 46V47H225V52H227V51H226V48H227V47H230V48H231V45H229V42H228V40H226V39H224V42H223ZM243 53H244V52H243ZM240 55H242V54H240ZM227 61H228V65H230V61H229V60H227ZM229 67H230V66H229Z\"/></svg>",
    "mask_w": 264,
    "mask_h": 264
}]
</instances>
